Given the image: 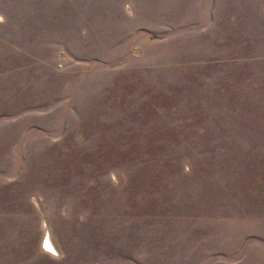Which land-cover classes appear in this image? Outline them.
Returning a JSON list of instances; mask_svg holds the SVG:
<instances>
[{"label":"rangeland","instance_id":"374dc122","mask_svg":"<svg viewBox=\"0 0 264 264\" xmlns=\"http://www.w3.org/2000/svg\"><path fill=\"white\" fill-rule=\"evenodd\" d=\"M0 264H264V0H0Z\"/></svg>","mask_w":264,"mask_h":264}]
</instances>
